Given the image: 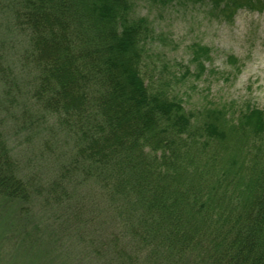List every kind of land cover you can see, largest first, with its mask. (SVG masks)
Wrapping results in <instances>:
<instances>
[{
  "label": "trees",
  "instance_id": "obj_1",
  "mask_svg": "<svg viewBox=\"0 0 264 264\" xmlns=\"http://www.w3.org/2000/svg\"><path fill=\"white\" fill-rule=\"evenodd\" d=\"M143 1L199 2L228 21L264 11V0H8L33 75L24 122L73 141L54 188L78 187L76 233L101 264H264V108L188 109L178 82L191 62L200 78L212 49L194 41L181 76L169 71L171 34L138 13ZM27 189L0 128V190Z\"/></svg>",
  "mask_w": 264,
  "mask_h": 264
},
{
  "label": "rangeland",
  "instance_id": "obj_2",
  "mask_svg": "<svg viewBox=\"0 0 264 264\" xmlns=\"http://www.w3.org/2000/svg\"><path fill=\"white\" fill-rule=\"evenodd\" d=\"M7 3L0 0V128L28 189L24 200L9 199L0 190V264H101L97 257L90 258L85 240L76 233L86 217L73 220L78 187L72 186L73 181L56 189L53 184L59 167L68 163L72 139L57 136L55 124L24 122L29 109L24 93L33 75L24 59L26 38L13 27ZM138 13L170 32L172 42L161 48L169 71L178 77L181 64L191 60L189 46L194 41L212 49V59L200 78L194 75L196 63L191 62L193 73L178 82L177 92L188 109L197 112L213 104L237 109L247 102L264 108V11L243 7L228 21L199 2L165 8L143 1ZM90 190L86 186L82 192ZM96 232L91 230L94 244Z\"/></svg>",
  "mask_w": 264,
  "mask_h": 264
}]
</instances>
